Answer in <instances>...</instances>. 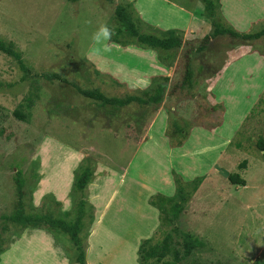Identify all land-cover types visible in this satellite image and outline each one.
I'll return each mask as SVG.
<instances>
[{"label": "rangeland", "instance_id": "374dc122", "mask_svg": "<svg viewBox=\"0 0 264 264\" xmlns=\"http://www.w3.org/2000/svg\"><path fill=\"white\" fill-rule=\"evenodd\" d=\"M214 1L211 18L202 0H0V37L29 71L0 52V264H77L67 235L3 217L19 206L17 170L26 212L75 220L82 203L86 264H140L144 239L166 238L169 260L173 250L183 253L184 233L204 245L179 264H264V158L256 146L264 139V36L217 35L196 49L215 24L264 28V0ZM117 5L140 32H172L181 46L140 45L115 17ZM100 23L118 41L95 55L90 37ZM159 85L158 104L118 107L79 92L147 98ZM86 167L90 180L78 190ZM231 173L245 184H232ZM199 177L172 217L164 198L177 200V187L190 190Z\"/></svg>", "mask_w": 264, "mask_h": 264}, {"label": "trees", "instance_id": "16d2710c", "mask_svg": "<svg viewBox=\"0 0 264 264\" xmlns=\"http://www.w3.org/2000/svg\"><path fill=\"white\" fill-rule=\"evenodd\" d=\"M71 2H76L77 0H70ZM208 16L215 17L216 4L214 0H202ZM114 15L122 23L124 27V32L127 36L134 38L137 43L140 45L146 46L151 49H172L178 48L181 46V38L170 33L167 37H159L151 33H142L139 28L133 21L132 15H130L127 9L122 5H117L114 10ZM228 34L232 38H239L241 40H252L258 39L264 36V28L255 31V32H238L229 27H222L219 24L214 25L213 32L211 34H206L201 39L199 45L197 46V51H202L206 45L209 44L211 38L216 37L217 35ZM113 41H118L117 38L112 37ZM0 52L11 56L15 59L24 72V75L27 76L29 71L22 59L21 53L17 50L14 43L11 41H6L0 37ZM192 72L186 64L185 70V81L190 80ZM190 83V82H189ZM161 86L156 87V92L149 97H142L139 95H127L125 97H116V96H106L103 92L98 89L91 90H82L79 89V92L85 97L100 101L104 104H110L113 106L122 107L128 105L132 102H136L140 105L145 104H158L160 102ZM13 114L19 120L26 121L27 114L23 112L20 108H16L13 111ZM257 148L262 151V156L264 158V139L259 138L256 141ZM240 167H245V160L240 163ZM91 177V172L89 168H84L76 177L74 181V186L78 190H82L86 184L89 182ZM228 180L232 184L244 185L245 180L238 173L228 174ZM202 182V178L199 177L196 180H193L188 185H190V190H187L185 185L180 184L177 187V200L172 201L170 197H165L166 201H170L168 211L174 218H178L182 211L186 207V203L189 200L190 196L198 189L199 185ZM14 183L16 187V193L18 197V208L15 209L11 214L3 216L6 219L11 220L16 225L20 227H33L40 228L42 226L47 227L48 229L59 231L69 238L70 242L76 250V262L77 264H86L85 262V249L81 239V232L84 227V209L82 203L78 208L77 215L75 220H67L63 217H55L46 213H36V212H26L22 207V188L24 185V179L21 176L19 170L15 173ZM204 241L201 240L198 236L193 233H184L183 239V253L181 254L178 250H173L172 258L163 260L169 251L166 238L162 243H151L149 239H144L138 248L139 254V263L140 264H179L183 257H186L191 253V251L196 247H202ZM0 252H2V244L0 242Z\"/></svg>", "mask_w": 264, "mask_h": 264}, {"label": "clouds", "instance_id": "9594fccd", "mask_svg": "<svg viewBox=\"0 0 264 264\" xmlns=\"http://www.w3.org/2000/svg\"><path fill=\"white\" fill-rule=\"evenodd\" d=\"M114 35V27H110L107 23L98 24L90 37L92 44L90 51L95 55L111 51L109 42H111Z\"/></svg>", "mask_w": 264, "mask_h": 264}, {"label": "crops", "instance_id": "0c3cea01", "mask_svg": "<svg viewBox=\"0 0 264 264\" xmlns=\"http://www.w3.org/2000/svg\"><path fill=\"white\" fill-rule=\"evenodd\" d=\"M263 7H264V3L262 4V9H263ZM232 18H234V17H232ZM232 18H231V20H232ZM233 21L235 22V19Z\"/></svg>", "mask_w": 264, "mask_h": 264}]
</instances>
